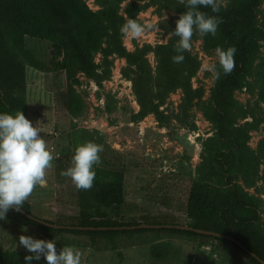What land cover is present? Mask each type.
<instances>
[{"label": "rangeland", "instance_id": "374dc122", "mask_svg": "<svg viewBox=\"0 0 264 264\" xmlns=\"http://www.w3.org/2000/svg\"><path fill=\"white\" fill-rule=\"evenodd\" d=\"M86 1L93 10L100 8L96 0ZM167 1H140L150 5L140 12L139 22L152 23L156 30L146 32L138 39L124 38L129 50L178 42L179 38L171 32V27L186 11L178 6H184L186 0H172L176 5L163 6ZM128 2L123 3V7ZM217 4L224 9L229 0H217ZM257 25L264 32V2L258 12ZM204 37L194 29L189 49L201 61L192 83L195 88L204 89V96L185 114L182 88L168 93L160 108L167 123L155 113L141 121L134 119L140 105L133 83L126 75L128 63L124 58L116 56L110 77L101 83L79 74L81 83L77 91L86 102V110L77 117L56 107V92L67 86L64 72H44L45 75L40 73L39 78L34 74L30 76L29 119L34 126L43 131L45 129L44 132L41 130V135L48 149L53 144V132H60L65 141L62 142L64 147L57 157L59 159L61 155L73 151L71 133L74 126L96 130L105 142L106 161L100 158L94 166L116 167L125 171L127 203L122 208V221H141L145 217L165 221L168 220L164 217L167 214L172 221L188 225L191 218L185 209L189 189L195 180L203 179L224 190L228 188L214 159L215 152L222 148V142L217 136L215 124L206 115V111L212 110V93L220 79L206 71L204 65L217 62V47L208 49ZM26 43L38 59L49 64L51 42L28 36ZM255 44L244 86L235 92L237 124L249 135L248 145L254 158L249 174L235 170L233 175L241 188L258 202L260 218L254 226L264 234V152L260 146L264 139V102L260 99L261 85L257 73L264 58V34H258ZM147 57L154 85L159 62L154 51L149 52ZM96 60L101 61V56L98 55ZM28 69L39 73L31 66ZM43 119L44 127L41 123ZM184 135H189L190 140L197 144L195 155H189L181 144L180 138ZM53 182L49 185L46 183L44 187H35L28 197L33 214L52 222L62 220L64 216L77 215L79 207L71 191V183L58 184L56 172ZM58 187H61V192H58ZM101 210L113 215L107 207ZM21 235L55 240L58 253L63 247L71 246L81 252V264H254L241 253V262L234 259L237 248L226 241L155 231L120 232L100 237L74 235L58 230L45 231L35 224L20 223L7 213L5 219L0 220L1 248L27 252L18 246Z\"/></svg>", "mask_w": 264, "mask_h": 264}, {"label": "trees", "instance_id": "16d2710c", "mask_svg": "<svg viewBox=\"0 0 264 264\" xmlns=\"http://www.w3.org/2000/svg\"><path fill=\"white\" fill-rule=\"evenodd\" d=\"M140 1L142 0H96L100 8L93 10L86 0H0V113L15 114L20 110L29 119L27 70L31 66L47 73L64 72L67 86L56 92V107L73 117L81 116L85 113L86 102L77 91V86L81 83L79 74L101 83L110 77L111 67L118 56L128 63L126 75L133 83L140 105V110L134 115L136 121L155 113L167 123L160 108L167 94L177 88H182L184 92L183 111L187 114L204 96V89L195 88L192 83L201 61L191 50H187L183 53L184 61L174 63L172 57L177 55L174 50L177 41L161 43L155 48L146 46L136 51L129 50L119 29L129 18L139 22L140 12L150 5ZM125 2L128 3L123 7ZM263 2L264 0H229L226 8L219 7L218 13H213L211 8L200 9L208 15L222 18L215 36L204 35L207 48H227L234 45L237 49L234 70L220 78L212 93V110L206 111L222 142V148L215 152L214 159L228 188L224 190L203 179L195 180L189 189L185 211L191 218L188 225L233 236L241 244L223 237L178 228H116L141 223H178L172 221L167 214L164 215L168 219L165 221L147 217L135 222L120 220L122 208L127 203L125 171L122 169L94 166L96 175L93 186L88 190L75 188L69 178L61 175L70 166L76 146L87 141L103 146L99 155L106 161L105 142L96 130L85 127H73V151L57 158L55 166L58 184L71 183V191L79 207L78 214L64 216L57 222L47 220L64 225L62 228L45 225L20 211L9 210L8 214L20 223L35 224L45 231L58 230L74 235L100 237L120 232L155 231L226 241L237 248L233 255L237 261H242L241 253L254 264H263L259 257L264 259V234L254 226L260 218L258 202L241 188L233 175L235 170L249 174L254 158L248 145L249 135L237 124L235 92L244 86L247 66L256 46L255 38L258 34H264L257 25L258 12ZM171 5L176 3L168 0L163 6ZM178 6L182 7L180 10H186L185 5ZM174 28L175 25L171 27L172 33ZM28 36L51 42L52 56L49 64L38 59L27 46ZM151 51H154L159 62L154 85L147 57ZM98 55L101 56L99 62L96 60ZM257 73L261 85L260 99L264 102V58ZM260 146L264 152V139ZM59 191L61 192V187H58ZM102 207L109 208L114 217L111 213L102 211ZM22 208L34 215L29 201L26 200ZM27 255L31 253L3 250L0 246V264H25L24 257ZM32 264H46V261L41 258L40 261L34 260Z\"/></svg>", "mask_w": 264, "mask_h": 264}, {"label": "clouds", "instance_id": "9594fccd", "mask_svg": "<svg viewBox=\"0 0 264 264\" xmlns=\"http://www.w3.org/2000/svg\"><path fill=\"white\" fill-rule=\"evenodd\" d=\"M186 11L175 22L173 34L178 37L174 63H182L183 53L190 49L194 29L200 34L216 35L222 23L218 15H208L201 8H211L218 13L217 0H186ZM152 23H140L136 19H127L119 31L124 38L138 39L146 32L155 31ZM236 47H217L216 63L206 64V71L216 79L228 75L235 67ZM103 146L91 141L78 144L70 161V166L61 175L71 180L77 189L88 190L95 179L94 165L100 161ZM53 156L42 138L41 129L34 126L20 110L15 114L0 113V220L5 219L9 210L19 211L34 188L44 187L47 183L46 172L52 166ZM18 246L23 247L31 255L24 257L25 264L40 261L46 264H81L82 254L79 250L66 246L59 253L55 240L36 239L21 235Z\"/></svg>", "mask_w": 264, "mask_h": 264}, {"label": "water", "instance_id": "95a60500", "mask_svg": "<svg viewBox=\"0 0 264 264\" xmlns=\"http://www.w3.org/2000/svg\"><path fill=\"white\" fill-rule=\"evenodd\" d=\"M105 117V116H104ZM106 118V117H105ZM181 144L183 145V147L186 149L187 153L189 155H195L196 153V149H197V144L195 142H192L189 138V135H184L180 138ZM22 213H25L26 215L32 217V218H36L37 220H39L41 223L54 227V228H62L64 227V225H60L57 223H52L50 221L35 217L34 215H32L31 213H29L28 211H26L25 209L21 208L19 210ZM69 227V226H68ZM136 227H140V228H163V227H168V228H178V229H185V230H192V231H196L198 233H202V234H208V235H214V236H218V237H223L232 241H237L233 236L227 235V234H221L219 232L213 231V230H207V229H201V228H196L194 226L191 225H186V224H150V223H141L139 225H132V226H118L116 228H120V229H126V228H136ZM80 228H94V227H80ZM100 228H107V227H100ZM239 244H241L239 241H237ZM252 254L256 255L255 253L251 252ZM260 261L264 264V259H261L259 257Z\"/></svg>", "mask_w": 264, "mask_h": 264}, {"label": "crops", "instance_id": "0c3cea01", "mask_svg": "<svg viewBox=\"0 0 264 264\" xmlns=\"http://www.w3.org/2000/svg\"><path fill=\"white\" fill-rule=\"evenodd\" d=\"M38 72L39 73H36L35 71L30 72L29 69L27 70V75H28V101H29V104H30L29 91H30V84H31L29 79H30L31 74L37 75L38 78L40 77V75H39L40 73L42 75H45L44 72H42L40 70H38ZM41 123H42V125L44 127L45 126V120L43 119ZM44 131H45V129H44ZM50 132H53V131L50 130ZM51 139L53 140V144H51V146H50V152H51V154L53 156V161H52V166L46 172V181H47L48 185L51 184V182L54 183L53 181H54V178H55V166H56V159L55 158H57L58 155L61 154V152H63L62 147H64V145H63L62 142H65L63 137H61L60 132H59L58 135H55V134L52 133ZM52 146L55 147V149H56L55 151L54 150L52 151Z\"/></svg>", "mask_w": 264, "mask_h": 264}, {"label": "built area", "instance_id": "2783aa9c", "mask_svg": "<svg viewBox=\"0 0 264 264\" xmlns=\"http://www.w3.org/2000/svg\"><path fill=\"white\" fill-rule=\"evenodd\" d=\"M53 134H55V135H58L59 134V132H53ZM52 148H55L54 146H52Z\"/></svg>", "mask_w": 264, "mask_h": 264}]
</instances>
